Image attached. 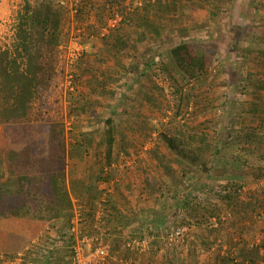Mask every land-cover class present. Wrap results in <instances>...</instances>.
<instances>
[{"label": "trees", "instance_id": "1", "mask_svg": "<svg viewBox=\"0 0 264 264\" xmlns=\"http://www.w3.org/2000/svg\"><path fill=\"white\" fill-rule=\"evenodd\" d=\"M127 1L80 0L76 8L71 9L72 12L74 11L71 15L73 25L77 24L74 38L80 40L82 36L80 42L89 44L96 37L98 43H101L104 48L105 54L119 62L124 57L126 46V42L120 34L125 21L124 23L122 21L119 27L110 28L107 33L100 34L96 18L113 14L115 12L111 10L113 3L118 5L119 10ZM144 2L147 8L142 17L146 33L143 36L159 37L162 25L155 22L158 12L164 11L165 13L170 8H175L176 1L144 0ZM205 2L210 3L209 0ZM67 12L63 3L54 0H37L35 3L23 0L20 11L16 12L14 22L10 27L9 44H0V128L3 132L9 125L39 124L44 121L41 100L59 57L58 48L63 41L62 32ZM257 55L262 58L260 64L261 67H264V49L259 50ZM165 56L170 65V71L167 72L171 82L170 91L175 99L174 118L186 117L189 108H193L192 103L195 105V99L199 93L198 87L206 83L210 59L200 46L184 41L171 45L166 49ZM144 65L146 68L150 66L147 63ZM146 68L143 70L144 73H146ZM72 76H75L71 77L72 80H81L82 78L80 75ZM192 82H194L193 85L190 84ZM86 83L87 90L90 91V82L86 81ZM186 85H190L188 90L184 88ZM76 92L79 94V101L77 97H72L70 100L71 109L67 116L73 121L92 114L89 106L90 98H87V95L83 93L85 87L83 91L82 89L79 91V88L76 87ZM261 102L263 103V101ZM235 104L239 111L249 105L250 108L246 110L248 113L258 112L256 106L251 103L238 105L233 100H230L227 105V108L230 106L229 111L235 110ZM195 111V108L190 110V114L193 115ZM46 123H48L50 135L49 159L52 167L49 173L10 175L11 157L5 139L7 135H3V132L0 133V220L25 219L39 222L41 225H48L58 234L49 242L50 235L49 232H46L47 235L44 236V239L48 242L43 247H47V251L43 247L38 250L36 245L33 246L34 253L39 252V258L35 259V264H73V253L70 248L74 244V237L69 234V228L74 204L69 183L73 188L74 195L79 199L81 207L88 210L86 215L91 219L95 213L94 206L97 204V197L94 199V195H92L95 190L97 192L93 184L99 181L105 183L109 178L101 174L94 176L90 169H86L78 175V179L73 178L68 182V172L65 167L68 160L66 161V158L71 159L74 156L77 158V155L73 150L70 157L67 155L63 145L64 125L55 121ZM104 124L103 136L107 142V165H109L113 157L112 152L115 149L111 118ZM198 133L199 135L192 133L187 138L181 135H160V142L164 145L167 154L155 155L156 164L154 167L156 166L155 170L158 174L155 175L157 177H153L156 181L155 185L161 186V182L164 180L163 176H166L176 180V187L180 185L183 187L177 191L175 188L171 190L166 185L167 189H165L168 196L166 195L167 200L164 201V208L168 209L169 200L172 203L170 210L175 213L173 216L176 219H172L171 214L168 215L165 211L154 209L147 211L151 214L148 215L150 219L148 217L141 219L143 228L147 230L152 239L156 240L152 230L155 232L160 230L163 234L164 238L161 236L160 239L163 245L158 243V240H152L153 254L157 255L160 252V245L170 246L168 241H173L170 240L171 234L177 228L187 227V236L182 240L178 238L177 248H183L188 259L196 264L194 262L196 248L191 247L190 228L196 225L200 227L208 225L211 228V221L216 218L218 227L212 231L211 243H207L205 239L202 240L204 246L216 244L218 238L224 243L227 242L228 248L226 247L224 257L217 255L215 264H237L234 256L249 264L264 262V256L260 250L264 249V231H261L263 234L257 247L251 245L249 241L250 238L257 236L258 222L264 220V216L262 217V214L264 215V193H254L247 188L253 182L264 180V123H260L258 128L252 126L248 132L243 134L240 132L236 136H228L222 146H219L221 144L219 139L214 141L203 132ZM72 139L74 141L70 148L83 149L84 155L93 144L91 134L85 136L80 133V137L75 135ZM249 146H252L251 149ZM225 147L227 149H224ZM121 150L125 151L123 153L125 156L136 154L130 152L126 146H123ZM231 150L233 151L229 152ZM236 150L237 153H235ZM198 174L201 176L200 181H193L194 176ZM184 178L189 182H184ZM153 188L150 186L151 194ZM196 190H200V193L205 195L211 192L212 195L218 196L217 199L227 205L224 211L225 214L229 213L228 218L222 220L220 208L212 207L207 199L199 200L197 196L193 195ZM165 192L160 193V196L163 197ZM156 197L154 194L153 198L156 199ZM103 207L106 215L102 216L98 225L106 234L110 235L119 230L123 234L126 227H132L130 220L122 219L119 209L110 199L105 200ZM86 223L88 224V221ZM230 226L233 227L231 232L229 231ZM134 233L132 232L131 235L136 236ZM220 234H222L221 237ZM88 235H90L89 232ZM232 237H237L236 240L240 243L234 242L232 245L230 241ZM111 240V255L122 253L123 258L127 257L125 255L128 252L124 244L125 239L118 235ZM68 245L70 248L65 249ZM167 252L168 249L162 255L164 264L169 260ZM137 253L136 250L133 255L135 256ZM16 255L18 253H6L0 256V264H8V261ZM22 255L24 264H28L27 253L25 256ZM61 256L66 257L65 261L62 259L57 262L56 259Z\"/></svg>", "mask_w": 264, "mask_h": 264}, {"label": "rangeland", "instance_id": "2", "mask_svg": "<svg viewBox=\"0 0 264 264\" xmlns=\"http://www.w3.org/2000/svg\"><path fill=\"white\" fill-rule=\"evenodd\" d=\"M54 1L63 3L68 12L63 26V41L58 48L60 52L59 57L41 100V109H43L42 119L45 123L55 121L64 125L63 145L67 155L70 157L72 150L77 155V158L76 156L71 159L66 158V161L68 160L65 166L66 172H68V182L73 178L78 179V175L86 169H90L94 176L101 174L109 178L105 183L99 181L93 184L97 192L95 190L92 195H94V199L97 197V204L94 206L95 213L91 219L86 215L88 214V210L81 207L79 199L74 195L73 188L69 183L74 204L73 216H77L80 213L81 217L79 218H83L81 222L77 223V226L83 228L86 233L89 232L91 238H97L99 242L109 247L108 264H121L116 262L120 259L123 262L122 264H164L162 255H164L167 249L169 260H167L166 264H186V261L188 264H191L190 259L186 256V251L181 247V250L177 248L178 239L171 242L168 241L170 246L160 245V252L154 255L152 251V240L154 239L150 241V234L141 224V219L144 217L150 219L148 215L151 214L147 212L150 209L165 211L168 215L171 214L170 217L172 219H176L173 216L175 213L170 210L172 203L169 200L167 203L168 209L164 208V201L167 200L168 196V192H165V189H167L166 185L171 190L175 188L177 191L183 187L182 185L176 187V180L171 177L167 178L166 176H163L164 180L161 182V186L157 187L155 185L156 181H154L153 177H157L155 175H158L155 170L156 166L154 167L156 164L155 155L167 154L164 145L160 142V135H181L187 138L192 133H196L197 135H199L198 132L202 133L200 122L193 125L191 123L190 110L194 109V103H192L193 108H189L186 117L178 116L174 118L173 107L175 99L170 91L171 82L167 73L170 71V65L165 56V51L171 45L182 41L200 46L208 55L210 64L206 83L198 87V92H200L202 87L206 88L210 84L216 85L217 82H214V79L217 74H226V78H221V76L217 78L219 79V85L231 87L224 91L223 95L226 96L222 98L225 102L221 105H229L227 99L230 98H228V95L230 97L234 95L235 101H233L238 104L237 95H240V92H237V88L233 87L240 80L248 79V68L261 67L256 61H261L262 59L256 60V58L260 57L257 55L258 51L264 49V0H209L210 3H206V0H174L176 1L175 8L172 7L165 13L163 10H161L163 12L159 11L155 19L157 24L162 25L159 37L143 36L146 33L142 17L147 8L144 0H128L120 8L121 11L120 9L118 10V5L113 3L111 10L115 12L111 15L98 16L96 18L98 24H96L101 34L102 29H105L107 25H113L110 28L119 27L122 21L123 23L125 21L121 27L120 34L126 42V46L124 48V57L119 62L112 60V58L105 54L104 48L101 46V43H98L96 37L89 44H82L80 42L82 41V36L80 40L74 38L77 24L73 25L71 15L74 11L72 12L71 9L76 8L80 0ZM166 1L171 2L173 0ZM29 2L35 3L37 0H29ZM139 2L141 5L137 6ZM22 5L23 0H0L1 45L9 44L10 27L14 22L16 12L20 11ZM146 63L150 65V68H146V65H144ZM145 68L146 73L143 72ZM72 75H80L82 78L81 80H72L75 77ZM86 81L90 82V91L87 90ZM190 84L193 85L194 82ZM76 87L79 88V91L81 89L83 91L85 87V92L83 93L87 95V98H90L91 104L89 106L92 114L73 121L67 116L71 109L70 100L72 97H77L79 101ZM189 87L190 85L184 86L187 90ZM239 90L241 93L243 92V89ZM102 91H106L107 93H103ZM229 107L225 110L226 113L223 112L224 114H222L217 132L214 129L212 130V128H208L209 133L206 135L208 138L210 135L215 137L214 141L219 139L221 141L219 146H222L226 142L228 136H236L240 132L243 134L252 128V126H249V123L244 125L241 122L238 124V120L229 121L227 118ZM114 111L115 113H112ZM192 117L194 120L195 114ZM110 118L115 140V149L112 152V161L115 167L111 169L107 165V142L103 136L104 123ZM1 132L3 130L0 128ZM80 133L85 136L91 134V137L94 135L96 137V134L99 136V138L93 141V144L88 148L85 155L83 149L78 148V150H74L70 148L74 141L72 138L75 135H79L80 137ZM4 134L7 135V130L3 132ZM25 135L28 137V134H24L23 136ZM5 139L7 140V136H5ZM122 141L123 143L121 144ZM22 142L25 141L22 140ZM123 146L128 147L130 152L136 153L132 156L127 155L129 159L127 160V166H124L125 168H123L121 158L126 156L124 154L123 156L118 155L119 152L125 153V151L121 150ZM224 149H227V147ZM235 153H237V150ZM124 163L126 162L124 161ZM179 176L181 177L180 174ZM179 176L178 178L180 179ZM130 178L133 179L131 186L126 184L125 187H121L119 185V181H127ZM200 179L201 176L198 174L194 176L193 181H200ZM262 181L253 182L247 188L251 192L263 194L264 182ZM184 182H189V180L184 178ZM150 186L154 187L152 194H156V199L149 192ZM163 191L165 194L162 197L160 193ZM193 195L197 196L199 200L207 199V202L212 207L220 208L222 220L228 218L229 213L225 214L224 211L227 205L220 202L217 199L218 196L212 195L211 192L205 195L204 193H200V190L194 191ZM107 199L114 202L115 206L119 209L120 215L128 216L130 218L128 220L134 221L133 223L131 222V228L126 227L124 229L123 234H121L120 230L112 232L110 235L106 234L101 226L98 225L99 222L95 220L99 212H101L100 219L106 215L103 201ZM133 201L136 203L133 204ZM135 217L137 218L134 220ZM205 226L207 227L192 226L190 228L191 231H189L190 239H192L191 247L196 248L194 255L197 256L198 264L201 260L208 261L207 259L211 260L212 258L210 257L214 258L217 255L224 257L228 248L227 242L224 243L220 238L216 240V244L204 246L203 239L207 243H211L212 231L218 227L217 219H212L211 228L208 225ZM258 227L257 236L249 239L251 245L254 247H257L263 234L264 220L258 222ZM152 231L154 232L155 239L158 240L157 242L162 244L160 239L163 234L160 230L158 232ZM229 231H233L232 226H230ZM46 232H49L48 234L50 235L49 242L58 234L56 230L45 225L44 231L34 239L36 243L31 242L32 244L35 243L38 250L48 242V240L44 239V236L47 235ZM132 232H135L136 236H132ZM118 235L125 239L124 244L126 250L129 252H126L125 255L127 257L125 258L122 257V253L112 255L110 253L111 239L116 238ZM219 236L221 237L222 234ZM236 238L232 237L230 239L232 245L234 242L240 243ZM133 240L144 241L145 244L149 240V245H145L144 248L140 247V252L137 251V255L134 256L133 252L135 250L127 247V243ZM75 243L76 240L74 239ZM94 243L90 242L91 247L95 245ZM207 246L210 247L209 251L206 248ZM43 248L46 251L48 250L47 247ZM69 248L68 245L65 249ZM201 250L205 251L201 253ZM260 250L264 256V249ZM207 252L210 253L209 258H207ZM23 254L25 255V253ZM201 254L205 256L200 257ZM65 258L61 256V258L56 260L57 262L62 259L65 261ZM233 258H235L234 260L235 262L237 261V264H249L235 256ZM258 263L264 264L261 261Z\"/></svg>", "mask_w": 264, "mask_h": 264}, {"label": "crops", "instance_id": "3", "mask_svg": "<svg viewBox=\"0 0 264 264\" xmlns=\"http://www.w3.org/2000/svg\"><path fill=\"white\" fill-rule=\"evenodd\" d=\"M264 34V29H263ZM262 58L258 57L256 60H261ZM246 60V59H245ZM258 65L260 61H256ZM261 65V64H260ZM248 79L240 80L237 85L233 88H237V92H240V95H237V102L239 104L251 103L256 106L258 112L256 113H248L246 110L249 105H246L247 108H242L244 110L239 111L238 106H234L235 110L229 111L227 113V118L229 121L238 120L239 122L249 126H254L256 128L259 127L260 123H264V67H250L247 70ZM226 78V74H217L214 82L217 84H210L208 87L200 90L198 96L195 99V119L193 120L191 114V123L196 124L200 122V128L204 134L209 133L208 128H212L217 132V127L220 125L221 117L223 112L226 113L227 106L221 105L224 104L225 100L222 97H225L224 91L230 89L231 87L227 85H219L218 77ZM239 78V77H238ZM238 89H243V92ZM105 93H107L105 91ZM233 97V98H232ZM228 98H232L234 100V95ZM230 99H227L228 103ZM235 101V100H234ZM263 101V103L261 102ZM224 107V108H222ZM225 109V110H224ZM194 110V109H193ZM239 111V112H238ZM246 111V112H245ZM224 118V117H223ZM237 122V121H236ZM207 129V130H205ZM7 130V147L9 150V154L11 157V167H10V175L18 176V175H30V174H43L49 173L52 170L50 159H49V129L48 123L42 122L39 124H29V125H9L6 127ZM215 133V132H212ZM24 134H28V137ZM100 134V133H99ZM216 134V133H215ZM218 134V133H217ZM94 140L99 138L96 134L91 137ZM210 139H215V137L210 135ZM24 140L25 142H22ZM94 146H96L94 144ZM106 146V145H105ZM252 147V146H251ZM249 146V149H251ZM107 155V154H106ZM118 155L123 156L122 152H119ZM121 158V157H120ZM123 168L127 166L129 157H122ZM124 161L126 163H124ZM115 167L113 161L109 164V168ZM107 169V168H105ZM118 182V179H117ZM133 183V179H129L127 181H119V185L121 187H125L126 184L131 186ZM135 187V186H133ZM130 198V197H129ZM142 198V197H141ZM131 199V198H130ZM139 200V198L137 197ZM133 204L136 202L133 201ZM123 220L130 219L128 216H121ZM136 218H134L135 220ZM132 221H130L131 223ZM134 222V221H133ZM132 222V223H133ZM45 229V225H41L39 222L25 220V219H2L0 220V256H3L6 253H25L27 252L26 259L28 260V264H35V261L39 258L38 253H34L32 249L36 242L34 241ZM31 243V244H30ZM30 247V248H29ZM207 250L210 247H206ZM29 249V250H28ZM205 250H201L203 253ZM209 251V250H208ZM24 255V256H25ZM205 255L201 254L200 257H204ZM210 257V253L207 252V258ZM193 258V257H192ZM211 260L208 261L201 260L199 264H215L217 257H210ZM36 259V260H35ZM34 260V261H33ZM34 262V263H33ZM117 263H123L120 259L116 261ZM191 264L193 262L190 259ZM194 262L197 263V256ZM108 264V263H107ZM114 264V263H113ZM186 264L188 262L186 261Z\"/></svg>", "mask_w": 264, "mask_h": 264}, {"label": "built area", "instance_id": "4", "mask_svg": "<svg viewBox=\"0 0 264 264\" xmlns=\"http://www.w3.org/2000/svg\"><path fill=\"white\" fill-rule=\"evenodd\" d=\"M140 5L141 3L139 2L137 6H140ZM110 27H113V25H107L105 29H102L101 34L107 33L108 28ZM262 182H264V180ZM100 216H101V212L97 213L96 218H95L96 222H99ZM79 217H81L80 213L77 216L76 215L73 216L70 221L69 234L72 235L74 239L76 240V243L73 244L70 248L73 253L72 263L73 264H107V261L109 258V247L99 242L97 238H94V239L91 238L88 235V233L84 232L83 228H79L77 226V223L79 221L81 222V220L83 219ZM74 220H76V222H74ZM187 233H188L187 227H179L173 232V234H171V238L173 237V239L170 238V240L175 241V239H178V238L183 239ZM151 240H152V237L150 241ZM90 242H95L94 243L95 245L91 247ZM145 245H149V240L146 241V244L144 243V241L139 242L138 240L129 241L127 243V247L135 251L136 250L139 251V248L140 247L144 248ZM8 264H24L23 255L22 254L16 255V257L8 261Z\"/></svg>", "mask_w": 264, "mask_h": 264}]
</instances>
